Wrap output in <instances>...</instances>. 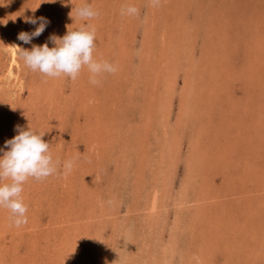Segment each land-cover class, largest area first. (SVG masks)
<instances>
[{"label":"rangeland","instance_id":"1","mask_svg":"<svg viewBox=\"0 0 264 264\" xmlns=\"http://www.w3.org/2000/svg\"><path fill=\"white\" fill-rule=\"evenodd\" d=\"M39 3L0 0V149L45 131L57 171L24 184L27 224L0 207V264H264V0ZM82 23L117 67L98 84L18 57Z\"/></svg>","mask_w":264,"mask_h":264},{"label":"clouds","instance_id":"2","mask_svg":"<svg viewBox=\"0 0 264 264\" xmlns=\"http://www.w3.org/2000/svg\"><path fill=\"white\" fill-rule=\"evenodd\" d=\"M55 3L56 0H40V3ZM72 0H61L67 4ZM160 0H151L155 6ZM10 3V0H7ZM6 4V3H5ZM38 4V6H39ZM4 4H0L2 6ZM73 5V4H72ZM30 8L32 16H23L25 23L36 25L33 31L18 33V40L24 44H31L34 37H39L50 21L45 17H35L38 8ZM77 15L83 21H88L97 12L87 4L76 8ZM138 9L129 5L122 9L123 15L136 16ZM3 23H6L3 22ZM52 47L48 43L32 45L31 49L16 46L18 57L23 64L34 72L46 77H68L75 81L83 69L89 73V81L93 85L99 83L98 77L104 73H114L117 67L108 61H100L94 57L96 33L92 25L82 23L74 28H67L63 36H50ZM11 139L5 141V149H0V207L8 209L17 227L27 224V207L24 203L23 186L29 178L45 179L57 171L56 162L50 150V143L43 139L45 131H39L28 126L20 128ZM65 174L70 172L73 162H64Z\"/></svg>","mask_w":264,"mask_h":264}]
</instances>
